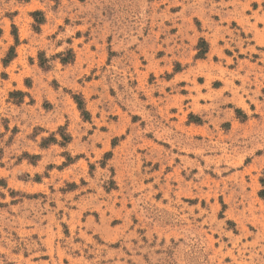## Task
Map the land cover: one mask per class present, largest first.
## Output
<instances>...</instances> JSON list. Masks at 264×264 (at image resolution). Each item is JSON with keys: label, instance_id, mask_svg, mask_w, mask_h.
I'll use <instances>...</instances> for the list:
<instances>
[{"label": "rangeland", "instance_id": "obj_1", "mask_svg": "<svg viewBox=\"0 0 264 264\" xmlns=\"http://www.w3.org/2000/svg\"><path fill=\"white\" fill-rule=\"evenodd\" d=\"M263 192L264 0H0V264H264Z\"/></svg>", "mask_w": 264, "mask_h": 264}, {"label": "trees", "instance_id": "obj_2", "mask_svg": "<svg viewBox=\"0 0 264 264\" xmlns=\"http://www.w3.org/2000/svg\"><path fill=\"white\" fill-rule=\"evenodd\" d=\"M38 15H39L38 13L35 14L36 17H37ZM38 22L40 23V21H38ZM12 52H14V51H12ZM205 53H206V51L203 52V54H205ZM62 62H63V63H67V61H66L65 59H63ZM75 99H76V102H77V104H78V106H79V109L82 111L83 115L86 116V117H88L89 114H88V112L84 109L82 101H81L80 99H78V97H75ZM263 193H264V192H263Z\"/></svg>", "mask_w": 264, "mask_h": 264}]
</instances>
